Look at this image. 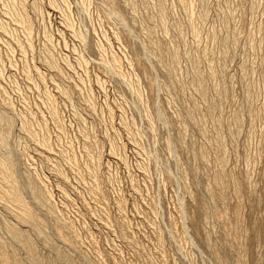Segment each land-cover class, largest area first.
<instances>
[{
  "label": "rangeland",
  "instance_id": "rangeland-1",
  "mask_svg": "<svg viewBox=\"0 0 264 264\" xmlns=\"http://www.w3.org/2000/svg\"><path fill=\"white\" fill-rule=\"evenodd\" d=\"M0 115V264H264V0H0Z\"/></svg>",
  "mask_w": 264,
  "mask_h": 264
},
{
  "label": "bare ground",
  "instance_id": "bare-ground-1",
  "mask_svg": "<svg viewBox=\"0 0 264 264\" xmlns=\"http://www.w3.org/2000/svg\"><path fill=\"white\" fill-rule=\"evenodd\" d=\"M24 1V0H23ZM22 5V4H21ZM25 9V8H24ZM14 10V9H13ZM10 12V11H9ZM28 22V21H27ZM4 27V26H3ZM32 28V27H31ZM27 34V33H26ZM6 117V116H5ZM8 120V119H7ZM6 120V121H7ZM239 120V119H238ZM5 121V119L3 118V116H1L0 115V148H1V146H3L4 144H5V133H7L6 131H5V133H4V131H2L3 129L1 128L2 126V124H4V122H6ZM9 121H11V120H9ZM10 123V122H9ZM7 124V123H6ZM5 124V125H6ZM10 126H11V123H10ZM3 127H6V128H10L9 127V124H7L6 126H3ZM2 149H4V148H2ZM6 149V148H5ZM4 152V151H3ZM7 154V153H6ZM5 154V155H6ZM3 157V156H2ZM3 160H0V164H1V168L0 169H2L3 170V172H4V176L6 177V182H5V184L6 185H10L11 186V194H10V197L9 198H11L10 200H12L11 201V203L13 202V204L15 205V206H17V205H19V206H24V204H23V198H22V196H21V193H20V191L18 190V187L16 188V185H15V182H16V176H15V168H14V161H12V157H11V155H9V154H7L6 156H5V158H2ZM1 171V170H0ZM1 174V173H0ZM2 176V175H1ZM3 177V176H2ZM4 179V178H3ZM8 183V184H7ZM33 184V183H32ZM6 187H9V186H6ZM8 189V191L10 190V188H7ZM33 190H34V188H32ZM35 191V190H34ZM10 192H8V193H10ZM8 193H7V195H8ZM9 196V195H8ZM40 196V195H39ZM9 200V201H10ZM44 201V200H43ZM42 205V204H41ZM25 207V206H24ZM23 213V212H22ZM26 213V212H25ZM30 213V211L24 216V218H20L21 220H24V221H27V222H29V221H32L31 220V215H33V214H31ZM19 219V220H20ZM32 222H34V221H32ZM35 223V222H34ZM25 225V224H24ZM31 225V224H30ZM34 225V224H33ZM32 226V225H31ZM40 226V225H39ZM35 227H36V225H35ZM34 227V228H35ZM36 229H37V227H36ZM38 231V230H37ZM18 237V236H17ZM26 243V242H25ZM34 243V242H33ZM3 246V245H2ZM28 246V245H27ZM33 247V246H32ZM52 247V246H51ZM50 249V248H49ZM34 250V249H33ZM12 251V250H11ZM1 258V257H0ZM1 261V260H0ZM66 261V260H65ZM2 264H4V263H2ZM32 264V263H31Z\"/></svg>",
  "mask_w": 264,
  "mask_h": 264
}]
</instances>
